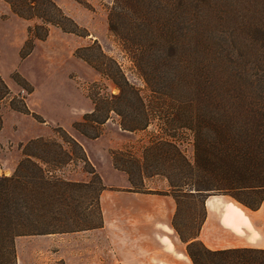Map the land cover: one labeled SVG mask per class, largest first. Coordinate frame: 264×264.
Returning <instances> with one entry per match:
<instances>
[{"label":"trees","instance_id":"16d2710c","mask_svg":"<svg viewBox=\"0 0 264 264\" xmlns=\"http://www.w3.org/2000/svg\"><path fill=\"white\" fill-rule=\"evenodd\" d=\"M0 1L32 23L21 58L31 53L35 42L45 41L52 27L80 38L89 36L53 0ZM107 25L144 88L135 87L97 42L78 48L75 57L117 93L92 83L87 97L93 111L73 128L97 139L111 115L129 133L155 126L141 160L127 150L110 153L115 168L128 175L131 192L146 193L137 190V175L141 183L163 176L170 188L167 195L177 207L182 198L221 192L220 196L256 210L264 195L255 206L238 195L264 189V0H113L107 8ZM10 97L0 77V101ZM10 100V110L31 114L24 97ZM56 132L66 139L69 150L53 140H31L20 146L23 158L14 173L0 177V264H16L19 237L68 232L62 203L66 189L78 184L57 177L60 167L81 162L97 178L100 193L106 189L81 145L64 129L57 127ZM187 133L192 137L193 162L180 150L181 137ZM149 162L170 167L152 171L143 165ZM195 239H181L191 240L186 251L193 264H199L197 246L207 264H264V251L211 252Z\"/></svg>","mask_w":264,"mask_h":264},{"label":"rangeland","instance_id":"374dc122","mask_svg":"<svg viewBox=\"0 0 264 264\" xmlns=\"http://www.w3.org/2000/svg\"><path fill=\"white\" fill-rule=\"evenodd\" d=\"M53 1L67 16L85 29L89 36L80 38L64 34L58 29H51L45 41L35 42L31 53L27 57L21 58L20 52L27 40L25 26H30L32 23L21 22L20 28L12 23L0 25V77L11 93L10 98L0 101V116L2 118L0 177H10L14 173L15 170L8 176L10 170L16 168L17 163L23 158L20 146L38 138L40 130L45 132L41 138L53 140L64 146L66 150L70 149V145L64 142L66 139L56 132L57 127H61L60 124L55 123L45 113H41L43 110L46 111L44 102L45 98L50 97L49 87L52 88L54 100L70 109L71 126L67 130L62 128L70 136L78 134L84 137L73 128V125L81 122L84 115L92 112H88L93 109V106L87 97V91L92 83H102L107 87V92L117 93L96 72L75 57L74 53L78 48L97 42L106 55L117 61L127 79L135 87L141 90L144 88L143 83L135 75L131 62L108 31L107 8L111 6L113 0ZM1 19L2 21L6 20L4 16ZM16 33L19 35L16 36ZM18 38L22 44L17 50ZM22 72L28 74L31 79ZM28 87L32 90L30 94L25 91ZM17 96L24 97V103L29 112L39 116L43 122L36 121L31 114L18 115L10 110V99ZM13 103L15 104V102ZM67 112L62 107L51 106L52 115L62 120L66 119ZM3 119L7 122L5 127ZM108 121L109 124H115L116 128L119 127L114 115H111V119ZM20 128H24L27 134L19 137ZM101 129L103 136L105 127L103 126ZM155 131L156 127L152 126L144 132L132 135L124 134L129 141L126 144L111 147L109 153L127 150L129 154H133L134 158L141 160L143 149L150 143V135ZM181 139L180 150L188 161L193 162L192 137L187 133ZM143 165L152 171L170 167L166 163L159 162L143 163ZM128 167L135 171L133 166L128 165ZM86 171H88L87 167L81 162L63 165L55 171L56 176L60 179L78 184L66 189L64 195L66 199L62 203L63 206H66L64 210L62 208V220L65 223L64 229H67L68 232L17 238L15 240L16 264L111 263L112 257L103 237L95 233L102 224L98 208L100 184L95 176ZM135 180L137 190L140 192L170 193L168 181L163 176L147 178L141 183L137 175ZM127 188L130 190L132 187L129 185ZM220 195L223 193L212 192L181 199L174 224L182 240L197 235L204 218L203 203L206 197ZM263 195L264 189L251 194H240L238 197L248 205L255 206L261 201ZM194 252L197 254L199 264L208 263L201 247L194 248Z\"/></svg>","mask_w":264,"mask_h":264},{"label":"crops","instance_id":"0c3cea01","mask_svg":"<svg viewBox=\"0 0 264 264\" xmlns=\"http://www.w3.org/2000/svg\"><path fill=\"white\" fill-rule=\"evenodd\" d=\"M2 16L5 17V21H2ZM21 22L27 21L14 15L8 4L0 1V25L12 23L20 28ZM28 27L29 25L25 26L26 35ZM17 35L19 34L16 33ZM21 44L18 38L17 50ZM49 90L50 97L45 98L44 102L46 111L43 110L41 113H45L55 123H59L60 128L67 130L72 123L70 109L54 100L52 88L49 87ZM51 106L66 109L68 111L66 119L53 116ZM91 111L93 109L88 112ZM6 124L3 119L4 127ZM104 127L105 134L95 140L78 134L71 137L81 145L88 161L106 187L99 196L102 226L95 233L103 237L111 254V263L108 264H193L186 251L191 240L187 243L182 242L173 228V221L178 214L174 198L167 194L131 192L127 188L130 185L128 175L117 170L113 164L110 148L126 144L129 139L125 135L134 133L123 131L120 127L116 128V125L109 124V121ZM26 134L24 128H20L19 137ZM43 135L44 130H40L37 137L41 138ZM14 168L10 170L8 176L16 169ZM203 210L204 218L194 241L201 243L206 250L264 251V198L256 210H251L232 197L209 196L204 200Z\"/></svg>","mask_w":264,"mask_h":264}]
</instances>
